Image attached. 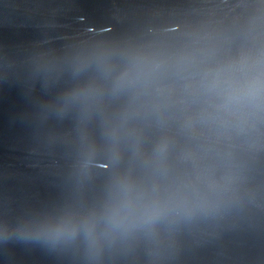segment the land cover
Instances as JSON below:
<instances>
[{
	"label": "water",
	"instance_id": "water-1",
	"mask_svg": "<svg viewBox=\"0 0 264 264\" xmlns=\"http://www.w3.org/2000/svg\"><path fill=\"white\" fill-rule=\"evenodd\" d=\"M0 264H264V0H0Z\"/></svg>",
	"mask_w": 264,
	"mask_h": 264
}]
</instances>
